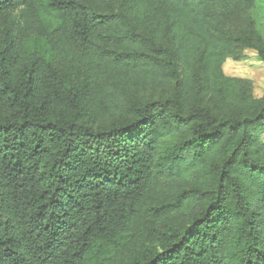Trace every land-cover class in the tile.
<instances>
[{
  "label": "trees",
  "instance_id": "obj_1",
  "mask_svg": "<svg viewBox=\"0 0 264 264\" xmlns=\"http://www.w3.org/2000/svg\"><path fill=\"white\" fill-rule=\"evenodd\" d=\"M253 6L0 0V264H264V98L222 68L264 61Z\"/></svg>",
  "mask_w": 264,
  "mask_h": 264
},
{
  "label": "rangeland",
  "instance_id": "obj_2",
  "mask_svg": "<svg viewBox=\"0 0 264 264\" xmlns=\"http://www.w3.org/2000/svg\"><path fill=\"white\" fill-rule=\"evenodd\" d=\"M20 14V10L14 13L15 16ZM249 15L255 23L256 30L264 40V0H254V6L250 9ZM38 20L34 14H30L19 21L24 35L36 45L43 44L51 31L50 19L42 18L40 23ZM222 68L227 77L250 83L251 94L255 100L264 98V61L258 57L254 50H243L240 59L229 58ZM171 89L172 84L167 86L165 83H145L140 87L139 93L145 99H157L168 96Z\"/></svg>",
  "mask_w": 264,
  "mask_h": 264
}]
</instances>
